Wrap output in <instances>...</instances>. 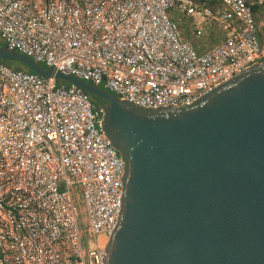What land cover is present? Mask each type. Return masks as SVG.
Returning a JSON list of instances; mask_svg holds the SVG:
<instances>
[{
	"label": "built area",
	"instance_id": "1",
	"mask_svg": "<svg viewBox=\"0 0 264 264\" xmlns=\"http://www.w3.org/2000/svg\"><path fill=\"white\" fill-rule=\"evenodd\" d=\"M259 13L264 0H0V41L157 110L263 63ZM102 115L75 88L0 61V264H104L124 163Z\"/></svg>",
	"mask_w": 264,
	"mask_h": 264
},
{
	"label": "water",
	"instance_id": "2",
	"mask_svg": "<svg viewBox=\"0 0 264 264\" xmlns=\"http://www.w3.org/2000/svg\"><path fill=\"white\" fill-rule=\"evenodd\" d=\"M0 61L102 101L124 163L104 264H264V62L189 106L149 110L5 46Z\"/></svg>",
	"mask_w": 264,
	"mask_h": 264
},
{
	"label": "rangeland",
	"instance_id": "3",
	"mask_svg": "<svg viewBox=\"0 0 264 264\" xmlns=\"http://www.w3.org/2000/svg\"><path fill=\"white\" fill-rule=\"evenodd\" d=\"M256 22H257V26H258V30H259V34H260V38H261V43L264 46V13H262V14L259 13L258 15H256ZM185 26H186V24H183V22L180 25V27L186 31ZM186 37L188 38V36H186ZM214 43L215 42H208L206 44H209L210 45V44H214ZM1 46L3 47V44L0 41V47ZM41 66L43 68H46V67H44V65H41ZM72 194L75 195V194H77V192L72 191ZM77 209L79 211L80 207L77 206ZM80 221H81V216H80Z\"/></svg>",
	"mask_w": 264,
	"mask_h": 264
},
{
	"label": "trees",
	"instance_id": "4",
	"mask_svg": "<svg viewBox=\"0 0 264 264\" xmlns=\"http://www.w3.org/2000/svg\"><path fill=\"white\" fill-rule=\"evenodd\" d=\"M2 47V46H1ZM5 65L9 66L10 68L12 69H16V70H22V71H25V72H28V73H33L32 71H30L29 69H27L26 67L24 66H20L19 64H15V63H4ZM45 67V66H44ZM90 101L99 109H101L102 107V101L100 100H96L94 98H90Z\"/></svg>",
	"mask_w": 264,
	"mask_h": 264
}]
</instances>
